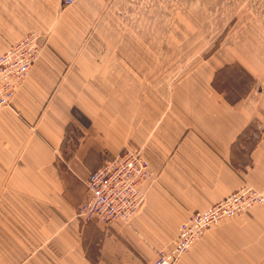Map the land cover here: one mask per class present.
<instances>
[{
	"label": "crops",
	"instance_id": "obj_1",
	"mask_svg": "<svg viewBox=\"0 0 264 264\" xmlns=\"http://www.w3.org/2000/svg\"><path fill=\"white\" fill-rule=\"evenodd\" d=\"M97 20L82 0H0V56L31 33L45 46L0 111V264H154L189 216L245 184L264 190L257 83L227 95V65L92 48ZM126 150L154 175L141 211L129 225L81 223L89 175ZM260 228L264 207L212 228L178 264H256Z\"/></svg>",
	"mask_w": 264,
	"mask_h": 264
},
{
	"label": "rangeland",
	"instance_id": "obj_2",
	"mask_svg": "<svg viewBox=\"0 0 264 264\" xmlns=\"http://www.w3.org/2000/svg\"><path fill=\"white\" fill-rule=\"evenodd\" d=\"M82 3L89 4L98 16L93 33L103 40L88 42L92 48L120 49L129 44L131 49L160 50L162 65L172 68L185 64L227 65L231 69L218 79L227 83L225 87L220 84L227 95L245 94L257 83L255 96L264 108V0H82ZM111 34L115 39H111ZM162 76L173 77V69L163 71ZM263 128L261 122L258 129ZM259 230L264 235V229ZM257 247L256 264H264V243H258Z\"/></svg>",
	"mask_w": 264,
	"mask_h": 264
},
{
	"label": "built area",
	"instance_id": "obj_3",
	"mask_svg": "<svg viewBox=\"0 0 264 264\" xmlns=\"http://www.w3.org/2000/svg\"><path fill=\"white\" fill-rule=\"evenodd\" d=\"M76 1L63 0V5L70 7ZM44 47L41 37L31 33L0 56V111L11 106ZM153 180L143 153L126 150L89 175L85 183L87 199L77 209V220L106 227L131 224L145 203V187ZM256 207H264V190L243 185L217 205L189 216L179 227L172 248L159 252L154 264H178L212 228Z\"/></svg>",
	"mask_w": 264,
	"mask_h": 264
}]
</instances>
